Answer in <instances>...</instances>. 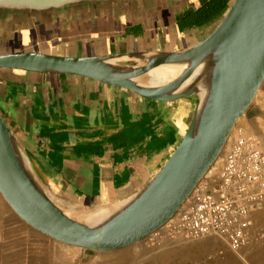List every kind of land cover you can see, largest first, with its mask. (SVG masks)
<instances>
[{"label": "crops", "instance_id": "obj_1", "mask_svg": "<svg viewBox=\"0 0 264 264\" xmlns=\"http://www.w3.org/2000/svg\"><path fill=\"white\" fill-rule=\"evenodd\" d=\"M198 6L200 0H137L21 21L0 31L5 38L0 47L6 45L0 54L14 53L15 46L29 48L26 43L35 52L68 57L180 50L217 25L187 29L184 17ZM261 93L243 123L264 136ZM194 104L195 97L144 100L73 74L0 69L1 115L40 184L60 205L82 210L116 203L139 190L182 139ZM255 243L236 255L257 251ZM35 250L0 210V264H31ZM145 261L165 264V243Z\"/></svg>", "mask_w": 264, "mask_h": 264}, {"label": "water", "instance_id": "obj_2", "mask_svg": "<svg viewBox=\"0 0 264 264\" xmlns=\"http://www.w3.org/2000/svg\"><path fill=\"white\" fill-rule=\"evenodd\" d=\"M133 1L0 0V31L21 21ZM167 65L184 67L166 83L147 84L152 70ZM0 69L78 75L150 101L195 97L186 131L165 163L139 190L104 206L112 213L97 224L51 200L0 114V201L10 218L65 247L117 251L145 240L177 214L251 107L264 82V0H233L203 40L180 50L84 57L8 53L0 54Z\"/></svg>", "mask_w": 264, "mask_h": 264}, {"label": "built area", "instance_id": "obj_3", "mask_svg": "<svg viewBox=\"0 0 264 264\" xmlns=\"http://www.w3.org/2000/svg\"><path fill=\"white\" fill-rule=\"evenodd\" d=\"M218 162L215 173L202 178L177 214L144 240L146 246L214 236L238 254L251 242L264 239V229L256 227L252 217L264 208L260 137L235 127Z\"/></svg>", "mask_w": 264, "mask_h": 264}, {"label": "rangeland", "instance_id": "obj_4", "mask_svg": "<svg viewBox=\"0 0 264 264\" xmlns=\"http://www.w3.org/2000/svg\"><path fill=\"white\" fill-rule=\"evenodd\" d=\"M220 20L221 18L214 24V26L218 24ZM0 39L3 40L5 38L0 36ZM25 45L29 46V48H21L14 45L15 47L11 49L16 50L14 53H19L18 50L22 49H25V52H35L31 44L26 43ZM4 46L5 47H0V50H5L6 45ZM146 79H148V77ZM262 89L264 90V82L258 91L257 96L254 98L253 103L259 101V99L262 97ZM243 121L244 117L239 120L236 127H242L245 130L249 129L253 131L251 128H248V126L244 124ZM255 134H257L260 139H262L261 142L264 151V136L261 133L259 134L255 132ZM223 152L224 149L219 156L220 158ZM218 161L212 165L207 174L209 173L212 175L215 173L216 167L219 165ZM213 168L214 170L212 171ZM47 195L50 197L49 194ZM51 200L70 213H81L88 210H82V208L76 207L61 206V203L59 204L57 200L52 198ZM0 210L4 216L8 218L10 217V213L8 214V210L1 201ZM252 217L254 219L255 226L264 229V208L255 212ZM10 220L19 231L24 233L26 237L33 242L34 247L37 248V250H35L37 256L33 257L31 264H146V257L154 252H157L159 249V247L146 246L144 240L126 248L106 253H97L84 249L70 248L57 244L43 236H39L37 233L23 224H20L19 222L16 223V221L12 218H10ZM255 242L258 250L253 251L249 255L246 254L245 256H242L236 255L230 251L221 239L214 236L204 237L196 240H169L165 242V264H264V251H261V249H264V239L257 240ZM38 247H40V249H38Z\"/></svg>", "mask_w": 264, "mask_h": 264}, {"label": "bare ground", "instance_id": "obj_5", "mask_svg": "<svg viewBox=\"0 0 264 264\" xmlns=\"http://www.w3.org/2000/svg\"><path fill=\"white\" fill-rule=\"evenodd\" d=\"M183 67H184L183 65H167V66H161V67L155 68L154 70H152L150 72L151 74L149 75L146 82H147V84L153 85V86L157 85V84L166 83L169 80L173 79L175 76H177L181 72ZM238 122H239V120H238ZM233 130H232V132H230V134L227 138L226 144L228 142L229 137L232 135ZM226 144H225V146H226ZM219 158L220 157L217 158V160L214 162V164L219 160ZM81 213H78V212L74 213L73 212L72 214L74 215L75 218H77L79 220H84L89 224H97L100 221H102L103 219H105V217L110 215L112 213V209H109L107 207H102V208L100 207V208H96V209H93L90 211H86L82 214Z\"/></svg>", "mask_w": 264, "mask_h": 264}, {"label": "trees", "instance_id": "obj_6", "mask_svg": "<svg viewBox=\"0 0 264 264\" xmlns=\"http://www.w3.org/2000/svg\"><path fill=\"white\" fill-rule=\"evenodd\" d=\"M233 0H200V6L185 15L186 28L206 27L215 24L231 6Z\"/></svg>", "mask_w": 264, "mask_h": 264}, {"label": "flooded vegetation", "instance_id": "obj_7", "mask_svg": "<svg viewBox=\"0 0 264 264\" xmlns=\"http://www.w3.org/2000/svg\"><path fill=\"white\" fill-rule=\"evenodd\" d=\"M0 114H1V112H0ZM12 131V130H11Z\"/></svg>", "mask_w": 264, "mask_h": 264}]
</instances>
